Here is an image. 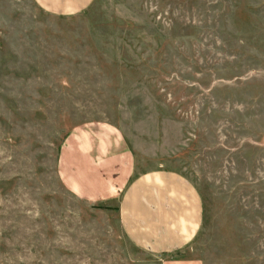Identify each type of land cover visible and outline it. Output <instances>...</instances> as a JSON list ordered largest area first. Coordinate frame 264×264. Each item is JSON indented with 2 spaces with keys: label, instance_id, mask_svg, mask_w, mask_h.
Returning <instances> with one entry per match:
<instances>
[{
  "label": "rangeland",
  "instance_id": "374dc122",
  "mask_svg": "<svg viewBox=\"0 0 264 264\" xmlns=\"http://www.w3.org/2000/svg\"><path fill=\"white\" fill-rule=\"evenodd\" d=\"M76 134L196 187L181 257L264 264V0H0V264H160L67 188Z\"/></svg>",
  "mask_w": 264,
  "mask_h": 264
},
{
  "label": "crops",
  "instance_id": "0c3cea01",
  "mask_svg": "<svg viewBox=\"0 0 264 264\" xmlns=\"http://www.w3.org/2000/svg\"><path fill=\"white\" fill-rule=\"evenodd\" d=\"M51 14L71 15L94 0H33ZM87 137V136H86ZM85 135H70L61 145L60 175L67 188L89 201L114 203L122 232L134 246L156 255L160 264H201L181 257L200 232L203 201L181 173H138L129 148L106 152L89 147Z\"/></svg>",
  "mask_w": 264,
  "mask_h": 264
}]
</instances>
